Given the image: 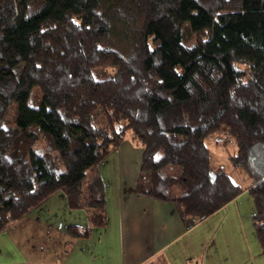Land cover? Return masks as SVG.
<instances>
[{
    "label": "trees",
    "instance_id": "trees-1",
    "mask_svg": "<svg viewBox=\"0 0 264 264\" xmlns=\"http://www.w3.org/2000/svg\"><path fill=\"white\" fill-rule=\"evenodd\" d=\"M221 133L233 166L257 168L264 0H0V234L57 192L88 216L70 237L104 227L98 167L131 134L138 195L201 222L248 191L264 254V173L249 189L212 176L207 140Z\"/></svg>",
    "mask_w": 264,
    "mask_h": 264
},
{
    "label": "crops",
    "instance_id": "crops-1",
    "mask_svg": "<svg viewBox=\"0 0 264 264\" xmlns=\"http://www.w3.org/2000/svg\"><path fill=\"white\" fill-rule=\"evenodd\" d=\"M132 141L98 167L104 227L70 237L69 228H86L88 216L57 192L0 234V264H147L161 255L168 264H264L248 191L201 222L185 218L179 205L135 192L144 150Z\"/></svg>",
    "mask_w": 264,
    "mask_h": 264
},
{
    "label": "rangeland",
    "instance_id": "rangeland-1",
    "mask_svg": "<svg viewBox=\"0 0 264 264\" xmlns=\"http://www.w3.org/2000/svg\"><path fill=\"white\" fill-rule=\"evenodd\" d=\"M21 71L22 66L16 69V74L19 76ZM42 100L43 96L40 88L35 87L32 90L29 104L32 107L37 108L41 105ZM14 113L15 111L11 114V116H14ZM128 137L130 138L131 134H129ZM207 143L212 153V176H215L220 172H224L230 175L235 183L241 186H247L254 182L256 176L264 173V150H260L258 154L253 157V163L254 161H258L257 168L253 165H251V168L245 166L235 167L232 165L230 158L237 154V147L234 139L230 135L226 133L213 135L207 140Z\"/></svg>",
    "mask_w": 264,
    "mask_h": 264
}]
</instances>
